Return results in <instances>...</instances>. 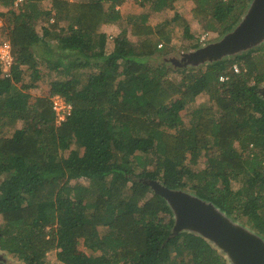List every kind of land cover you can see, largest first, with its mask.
Masks as SVG:
<instances>
[{"label":"trees","instance_id":"trees-1","mask_svg":"<svg viewBox=\"0 0 264 264\" xmlns=\"http://www.w3.org/2000/svg\"><path fill=\"white\" fill-rule=\"evenodd\" d=\"M125 1L0 0L15 55L9 77L0 67V249L25 264H48L51 252L62 264H227L199 236L169 238L173 212L141 180L212 202L264 237V45L198 70L174 66L158 47L180 28L193 40L188 20L147 22L177 0H134L151 12L108 53L103 27L120 22ZM186 1L223 37L252 0ZM47 77L50 94L33 96ZM204 92L213 105L193 107ZM55 95L72 105L60 124Z\"/></svg>","mask_w":264,"mask_h":264},{"label":"water","instance_id":"water-1","mask_svg":"<svg viewBox=\"0 0 264 264\" xmlns=\"http://www.w3.org/2000/svg\"><path fill=\"white\" fill-rule=\"evenodd\" d=\"M264 42V0H252L240 22L223 38L195 52L182 54L179 67L198 68L236 54H245ZM239 55V56H240ZM264 99V87L258 92ZM162 196L173 212L174 226L169 238L187 232L203 238L227 264H264V237L228 215L218 206L183 190L166 187L159 180H141ZM0 251V262H7Z\"/></svg>","mask_w":264,"mask_h":264},{"label":"rangeland","instance_id":"rangeland-1","mask_svg":"<svg viewBox=\"0 0 264 264\" xmlns=\"http://www.w3.org/2000/svg\"><path fill=\"white\" fill-rule=\"evenodd\" d=\"M20 6V5H19ZM43 7L47 10L50 11L51 9V4L49 2H45L43 3ZM195 4L192 1H186V0H177L176 3L174 4V8L173 9H167L166 11L162 12V13H150L151 16L147 22L148 25L156 27L158 24H160L162 21L166 20V19H172L177 13L183 17H185V19L188 20V24H189V34L191 36L194 37V39L192 40L191 38H187L185 29L180 28L177 29L175 31V35L172 38V43L169 46H165L164 44L159 45V49L166 51L165 53V59L169 58L171 59H177L178 62H180V59L182 58V54H187V53H192L197 51V49H190V45L191 43L196 42L197 38H198V44L200 48L206 47L209 44H213L216 43L218 41H220L223 37H221L217 32H212L210 30H206L203 21H200L198 19H196L193 15H192V10L194 9ZM2 10H0V14L1 13H5V11L3 10V8H0ZM117 10L120 12L122 19L120 20V22H118L117 24L114 25H109V26H104L103 27V31L107 32L109 35H113L114 37L120 35L123 33V31L131 32L132 29V21L135 18V16H139L143 13H149L150 11V5H146L144 7H142L138 2L134 1V0H126L121 6L117 7ZM53 15V13H49L48 14V18L51 17ZM0 19L2 20V23L0 24V41H6L8 35H7V30L4 27H2L4 25V21L2 19V17H0ZM128 20H130V23H128ZM54 20L51 21V23H53ZM50 22L45 23V22H39V24L37 25V31H39L41 33L42 36L45 37V35L47 34L48 30L50 29ZM106 30V31H105ZM111 37L108 39V43H109V50L112 49L113 45H114V41L113 38ZM129 39H131L132 41H136V37H132L131 35L129 36ZM264 45V42L260 45H258L256 48H260L261 46ZM253 50V49H252ZM251 51V50H249ZM244 52V53H248ZM240 54H236L234 56H231L229 58H226L227 60L229 59H235L237 56H239ZM263 58V57H262ZM172 62V61H171ZM174 64V66L176 65V61L172 62ZM207 65L209 64H203L201 66H199L198 68H195L196 70L198 69H202L205 68ZM172 67V66H170ZM262 67V65L260 66V68ZM193 67H187L186 69H192ZM24 69V67L22 68ZM236 72H239L238 69L235 70ZM30 81V77L29 75L25 76V81L24 83H29ZM52 80L49 79V77H47V79L42 82L39 86V89L42 88L41 92L38 91V89H34L31 91L32 94H34L33 96L38 97V96H48L50 94V82ZM23 83V84H24ZM38 84V85H39ZM22 84H19V87H21ZM45 86V87H42ZM262 88V87H261ZM211 95H209L208 92H204L203 94H201L200 96H198L195 101H194V106L196 108H203V107H210L211 105H213L212 99H211ZM188 109H184L181 111V115L185 118V120L187 121V117H188ZM18 127L21 128L23 127V123H19ZM75 147H73L72 149H70V151H68L67 153L72 154L74 153L76 156H82V152H78L77 150H74ZM76 183H80V184H84L86 183L84 178H81L80 180H78ZM232 186L234 187V189H238L239 185L238 183L233 182ZM3 222V218L1 216V210H0V224ZM244 223V222H243ZM84 240L80 241V244L78 246V249L82 252H86L88 254H90V251L86 249L85 244H84ZM1 251V250H0ZM6 253V252H5ZM6 259L7 262H0V264H25L23 261H19L16 257H14L13 255H10L8 253H6ZM57 253L56 252H51L47 255V262L48 264H62L57 260Z\"/></svg>","mask_w":264,"mask_h":264},{"label":"built area","instance_id":"built-area-1","mask_svg":"<svg viewBox=\"0 0 264 264\" xmlns=\"http://www.w3.org/2000/svg\"><path fill=\"white\" fill-rule=\"evenodd\" d=\"M23 2V0H19ZM2 20L0 19V24ZM15 58L13 55V48L9 41L0 42V65L5 77L11 75V69L14 65ZM227 78H222L221 80H226ZM52 109L57 117V123L60 124L67 120L71 115L72 105L67 102V100L60 95H56L52 98Z\"/></svg>","mask_w":264,"mask_h":264},{"label":"crops","instance_id":"crops-1","mask_svg":"<svg viewBox=\"0 0 264 264\" xmlns=\"http://www.w3.org/2000/svg\"><path fill=\"white\" fill-rule=\"evenodd\" d=\"M21 3H22V2H21ZM49 3H50V2H49ZM20 5H21V4H20ZM0 8H3V7L0 6ZM0 10H2V9H0ZM3 10L6 12V9H5V8H3ZM49 18L51 19L52 17H49ZM50 19H49V22L51 23L52 20H50ZM41 22H42V21H41ZM45 23H48V22L45 21ZM2 27H4V25H3ZM105 31H106V30H105ZM38 33H39V35H40L41 37H44V36L41 35V33H40L39 31H38ZM106 33H107V32H106ZM48 34H49V30H48L47 34L45 35V37H47ZM107 34H108V33H107ZM108 36H109V38L114 37L113 35H109V34H108ZM55 44H56L55 41H52V42L50 43V45H51L53 48H54V45H55ZM12 48H13V47H12ZM109 48H110V47H109V43H108V46H107V52H108V53L113 52V50H114V45H113V47H112L111 50H109ZM38 49H39V48H38ZM13 54H14V53H13ZM42 87H45V86H42ZM37 89H38V91H40V92L42 91V90H41L42 88L39 89V87H38V88H36V90H37ZM33 90H34V89H33ZM31 91H32V90H31ZM31 94H32V93H31ZM32 95H34V94H32ZM55 96H56V95H55ZM0 181H1V179H0ZM0 250H1V249H0ZM2 252H3V251H2Z\"/></svg>","mask_w":264,"mask_h":264},{"label":"clouds","instance_id":"clouds-1","mask_svg":"<svg viewBox=\"0 0 264 264\" xmlns=\"http://www.w3.org/2000/svg\"><path fill=\"white\" fill-rule=\"evenodd\" d=\"M1 17V16H0ZM1 42V41H0ZM14 55V54H13ZM14 58H15V55H14ZM14 64H15V62H14ZM0 67H1V65H0ZM1 70H2V68H1ZM2 74L4 75V73H3V71H2ZM61 96V95H60Z\"/></svg>","mask_w":264,"mask_h":264}]
</instances>
